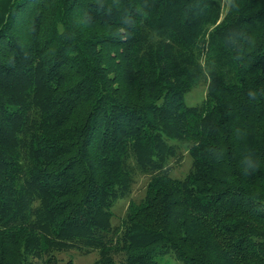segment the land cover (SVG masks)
Listing matches in <instances>:
<instances>
[{"label": "trees", "instance_id": "trees-1", "mask_svg": "<svg viewBox=\"0 0 264 264\" xmlns=\"http://www.w3.org/2000/svg\"><path fill=\"white\" fill-rule=\"evenodd\" d=\"M260 87L264 0H0V264H264Z\"/></svg>", "mask_w": 264, "mask_h": 264}, {"label": "rangeland", "instance_id": "rangeland-1", "mask_svg": "<svg viewBox=\"0 0 264 264\" xmlns=\"http://www.w3.org/2000/svg\"><path fill=\"white\" fill-rule=\"evenodd\" d=\"M227 1L228 0H223L224 7H226ZM207 84L208 76L204 75L185 94V102L190 105L199 103L205 96ZM190 166L191 158L188 153V145L186 142L177 141V153L174 156L169 157L167 161L168 172L172 176L182 177L188 171ZM150 175V172L136 170L130 192L126 196L119 198L112 207L113 215L111 221L114 225L120 224L130 200L138 201L144 196ZM97 255L96 250L85 251V249L73 247L64 251L56 252L58 264H63L70 257L75 264H92ZM160 259L162 264H182L172 255L160 256ZM34 264H43V262L41 259H34Z\"/></svg>", "mask_w": 264, "mask_h": 264}, {"label": "clouds", "instance_id": "clouds-1", "mask_svg": "<svg viewBox=\"0 0 264 264\" xmlns=\"http://www.w3.org/2000/svg\"><path fill=\"white\" fill-rule=\"evenodd\" d=\"M137 10L141 13V15L143 17L147 16V11L142 7L139 6L137 8ZM247 96L249 98V101H256L257 99L264 97V87H260L258 89L252 88L249 89L247 92ZM236 133L238 136L243 137L246 135L245 132L241 133L240 129H236ZM249 152H251L252 150L249 149ZM247 165V167L244 169V175L247 176L248 175V170L251 169L252 173L255 174L256 172L261 170V159L259 156H256L255 158L252 157H246L245 161H244Z\"/></svg>", "mask_w": 264, "mask_h": 264}]
</instances>
